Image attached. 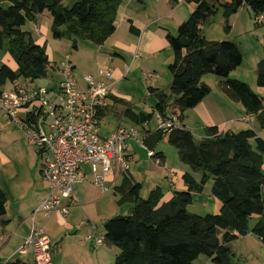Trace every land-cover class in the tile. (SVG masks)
<instances>
[{
  "label": "trees",
  "instance_id": "16d2710c",
  "mask_svg": "<svg viewBox=\"0 0 264 264\" xmlns=\"http://www.w3.org/2000/svg\"><path fill=\"white\" fill-rule=\"evenodd\" d=\"M123 1L74 0L64 6L63 0H7L5 7L4 0H0V52L7 43L8 54L17 65L14 71L0 63V85L17 78L32 82L48 78L51 62L46 47L25 30L27 22L49 12L54 39L67 38L74 49H78L79 39L103 46L116 32V17ZM189 2L196 5L189 19L179 26L176 35L167 34L174 53L168 67L172 76L170 92L149 89L157 97L154 113L167 119L172 108L176 114V110L181 113L182 119L184 112L211 93V87L203 82L211 74L220 79V88L227 97L256 115L264 130V98L246 82L230 78L243 63L240 46L230 40L210 41L203 33V26L222 11L224 30L230 34L232 16L242 8H248L255 17L264 14V0ZM130 30L135 32L133 27ZM257 76L259 87L264 88V59L258 64ZM154 113L127 111L137 125L150 123ZM105 115L106 111L101 113L102 118ZM164 134L178 150L180 161L191 168L192 172L183 175L188 190L175 191L172 199L162 204V188H155L144 199L142 184L129 171L123 172L122 182L114 192L121 206L131 205L130 211L104 224V244L119 250L114 264H194L200 256L216 264H233L229 244L249 234L250 221L255 217L259 220L251 232L264 244V139L253 129L222 134L217 127L208 128L203 139H197L185 126ZM155 154L165 164V155ZM194 173L201 174L199 182ZM209 181L212 195L221 202L219 213H190L188 206L194 193H202ZM7 203L6 193L0 189V219L7 215ZM7 223L1 221L2 226ZM4 264L28 263L17 259Z\"/></svg>",
  "mask_w": 264,
  "mask_h": 264
},
{
  "label": "rangeland",
  "instance_id": "374dc122",
  "mask_svg": "<svg viewBox=\"0 0 264 264\" xmlns=\"http://www.w3.org/2000/svg\"><path fill=\"white\" fill-rule=\"evenodd\" d=\"M73 2L74 0H63V5L70 6ZM3 5L7 7V0H4ZM236 18L237 17L235 16V18L231 19L232 28H234V21ZM238 18L241 19L240 21L238 19V26L234 28V30L236 29L235 33L232 34L233 30L229 37V34L225 32L223 25L220 23V20L222 19V11L203 26V33L210 37V39H213V41L229 39L230 41L237 43L243 51V54L245 51H250L249 46L263 54L264 26H258L256 24L253 13L247 8L242 9L239 12ZM242 25H244L243 29H241ZM25 30L33 33L36 39H40L41 45L46 47V52L51 62L48 78L35 81V85L42 88H51L59 85L62 77L57 72V66H59L65 58H68L74 66H76L75 77L79 83L84 84L83 78L86 75L96 76L97 71L101 67H97L96 64L98 52L100 50L106 53L114 51L110 45H107L102 49L103 46H96L91 42L81 39L78 40V49H74L72 42L69 39H54L51 28H47L46 32L41 31V34H37V32L34 31L35 27L32 22H27ZM9 55L6 43L4 49L0 52V62ZM11 59L12 61H8V63L14 66L16 63L12 57ZM132 61L133 58L128 63L130 69L127 72V75L126 73L124 74L125 78L116 84L119 102L116 103L115 101H110L108 112L101 121L100 131L102 136L111 135L119 127L137 132L138 140H132L129 142V152L133 154L132 159L128 162L130 166L129 173L136 178L138 183L143 184L141 197L147 199L152 190V188L150 190L152 185L157 183L165 188L168 185V179L159 172L160 168L165 170L164 164L161 165L155 160H152L147 148L143 146V138L147 133L154 132L159 128L158 115L154 113L157 98H151L149 95V89L152 88L153 85L147 77L148 73L146 72L158 71L153 68H158L159 71L162 72L163 68L166 73L162 75L161 79L159 78L158 88L163 90L168 89L167 91H169V88L167 87H169V84L171 83L172 76L168 69V65L171 60L167 63V56L165 54L160 58L152 57L150 59L140 56L134 60V62ZM205 78L215 79L217 77L209 74L206 75L204 79ZM204 79L203 82L206 80ZM4 88L5 91H9L11 89V84L6 83ZM129 109L137 114L154 113L153 120L146 125H137L134 119L127 115ZM6 123L8 124L9 122L6 121ZM6 132H11L13 134V136L6 138L5 142L7 144L6 147L8 148L9 156L12 157L13 162L11 165H8L0 171V189L6 193L8 198L7 215L5 216V219L9 221V223L4 227L6 228L7 234L11 235L6 241L0 242L2 251L0 254V260L3 262L8 259L7 255H9V253H14L16 251V256L18 257L15 256V259L20 258L21 254L19 253V249L22 246L21 244H23V242H21L22 232L25 229H29L31 233L34 222L46 236L54 241L58 238V233H61L63 238L68 236L66 230L60 228V226L63 225L58 221L57 214H52L51 218H49L43 213L37 212L42 202L47 197V184L41 177L39 171L41 169V159L38 158L34 147H31L23 132L15 124L9 123L3 130V136ZM20 146L30 147L29 150L34 153V156L32 153L27 155L25 151L18 149ZM23 152L25 155H23ZM154 152L164 153L166 156L165 165L170 170L176 172L179 168H184L185 171L192 172L189 166L181 163L178 150L168 143L166 135L160 140ZM31 165H36V169L35 166L34 168H31ZM81 171L85 175L86 180L82 185L78 186V184H76L75 189L79 190L81 194L76 195H78L77 199H79L82 208L75 207L71 209V212L69 213L70 216L68 215V223L73 229L77 230L79 229V226L90 222L92 225L94 224L97 226L98 229L95 235L96 237H100L104 235V224L107 220L119 215H127L129 212V205L125 204L121 206L119 204L120 198L115 196L114 189L110 187L111 181L116 180L118 183L119 181L121 182L119 176L122 175L123 177V171L114 168V174L109 176L105 181L106 187H108L109 191L105 192L106 194L103 196H101L103 190L100 187H98L97 189L99 190H97L93 186L95 184L93 182L90 166L82 164ZM194 175L198 179L201 177L200 173H194ZM88 184L91 185L86 186ZM211 188L212 182L209 181L207 188L203 193L193 195V202L188 206V211L190 213L201 216L216 214L215 205L213 203L215 197H213L211 193ZM254 222L255 220L252 219L250 225ZM84 232L85 230H82L80 234H78V237H76L77 242H80L81 239L84 238ZM4 242L6 243L3 245ZM84 248H86V246H81L79 244L77 248L71 247L70 252L76 255V252L82 251ZM102 251L110 264L114 263L115 256L119 253V250L116 247L109 246L108 244H105ZM102 251H100L101 254ZM60 257L64 260L63 264H66V259L62 255ZM83 257L85 258L84 255ZM27 260L29 261V264H35L31 256L28 257ZM89 260L86 261L89 264H93V262ZM236 260L237 259L232 258L233 264H237L238 262L243 264L244 262L243 260H237L238 262ZM84 261L85 259L82 260L80 264H85L86 262ZM79 262L80 259L76 256L75 259L71 261L72 264H79ZM54 263L60 264L57 261Z\"/></svg>",
  "mask_w": 264,
  "mask_h": 264
},
{
  "label": "crops",
  "instance_id": "0c3cea01",
  "mask_svg": "<svg viewBox=\"0 0 264 264\" xmlns=\"http://www.w3.org/2000/svg\"><path fill=\"white\" fill-rule=\"evenodd\" d=\"M195 8H196V5L193 2H189V0H124L118 9L116 22H115L116 32L110 39H108V41L103 45V48H102L104 49L107 45H110V47H112L114 51H112L111 53H106L100 50L97 56V63H96L97 67L101 66L102 68H110L111 70H113V77H114V82H115V87H116V84L118 82H121L125 78L124 74L126 73L127 75V72L130 69L128 63L132 58H133L132 62H134V60H136L140 56L150 59L152 57L160 58L161 56L166 54L167 63L171 60V62H169V65H170L173 62L174 53L167 40V34L171 33L173 35H176V33L178 32L179 26L183 22L189 19L190 15L193 13ZM242 9H245V8H242ZM239 12L238 14L232 16L231 18L233 19L235 18V16L237 17L234 21V28L238 26L237 25L238 19L239 21L241 19V18H238ZM254 19H255V16H254ZM32 23L34 24V27H35L34 31L37 32V34L39 33L41 34L42 32H46L47 28H51L52 17L49 12H44L43 14L37 17L36 21ZM220 23L224 27L223 15H222V19L220 20ZM230 24H231V20H230ZM261 26H264V25H261ZM131 27L134 28L135 32H132L130 30ZM234 28H232L231 32L234 30ZM243 28H244V25H242L241 29ZM235 30L233 31L232 34L235 33ZM230 34L228 35V37L230 36ZM32 35L34 37L33 33ZM204 35L206 36V34ZM206 38L210 41H213V39H210V37L208 36H206ZM34 39L36 38L34 37ZM226 40H229V39H226ZM36 42L41 45L40 39H36ZM249 49L250 51H245V53L243 54L244 59H243L242 65H240L236 70H234L230 74V78L246 82L257 94L261 95L264 98V88L259 87L258 76H257V67L260 61L264 59V53L262 54L250 46H249ZM8 61H12L10 55L6 56L5 59H2L0 63L7 64L10 68H12V70L16 71L17 65L13 63L14 64L13 66L10 63H8ZM153 69L154 70L157 69L159 71L158 68H153ZM98 71H97V74H98ZM158 71L146 72V73H154L156 76L155 81L151 83L153 85L152 88L156 91L158 90V91H164L165 93H169L171 83L169 84V87H167L169 88V91H167L168 89L163 90L161 88H158L159 78L161 79L162 75L166 73L163 70V68H162V72L160 71L158 72ZM205 79H204L205 80L204 83H206L207 85L211 84L210 85L212 89L211 93L196 107L184 112L182 115V119H180L179 117L181 113L178 110H176L177 112L176 114L172 108L169 110L167 114L168 118H170L171 116L175 114L177 117L178 125L185 126L199 139L205 138L206 130L211 127H217L219 132L222 134L233 133V132L238 133L240 131L253 129L258 133L260 137L264 139V130L260 129L259 124L257 122L256 115L247 113V111L245 110V108L242 106L241 103L236 102L230 99L229 97H227L220 88V85H219L220 79L218 77L215 79L214 78H205ZM171 81H172V77H171ZM7 83H10V82H7ZM4 86L0 85V93L2 91H5ZM11 88H12V85H11ZM149 95L151 96V98L153 97L157 98L156 95L152 94L150 91H149ZM118 97H119L118 92L116 90L114 95L111 97V101H115L116 103L119 102ZM107 112L108 110L106 111V114ZM6 121H7L6 118L0 113V171L3 168L7 167L8 165H11L13 162L12 157L9 156L8 148L6 147L7 144L5 143L6 138L13 136V134L11 132L9 133L6 132L5 135L3 136V130L9 124V123L7 124ZM154 132H148L147 135L152 134ZM166 137L168 139L167 135ZM18 149L25 151L27 155L32 153V155L34 156V153L29 150L30 147L20 146L18 147ZM25 153L23 152V155H25ZM132 157H133V154L128 151L127 152L128 162L132 159ZM165 163H166V156H165ZM34 166L36 169L37 166L36 165ZM34 166L31 165V168H34ZM160 169H159V172H161L164 175V177L168 179V176H169L168 169L169 168L168 169L165 168V170H163L162 168ZM263 169H264V165H263ZM186 172L188 171L187 170L185 171L184 168H179L178 170H176V172H174V178L172 182H170L169 179L167 180L168 185L165 187L166 189L156 183L152 185V187H150V190L151 188L152 190H154L157 187L162 188L164 197L161 203L163 204L165 202H168L174 196L175 191L188 190V187L183 180V175ZM119 177L122 182V175H120ZM132 177L137 182L136 178L134 176ZM195 179L199 182L201 180V177L200 179H198L195 176ZM85 180L86 179H84L83 181H79L76 184H78V186L82 185ZM121 182L119 181L118 183V181L116 180L111 181L110 187L114 189V187L119 186ZM207 184L204 188V191L207 188ZM89 185L91 184H88L86 186H89ZM93 186L95 187V189L98 188L96 185H93ZM47 192H48V185H47ZM75 194L81 195L79 190L77 189H75ZM105 194L106 193L102 192L101 196ZM194 194H197V193H194ZM76 196L78 198V195ZM214 199L215 200H213V203L215 205V210L217 214L219 213L221 209V202L216 198ZM127 205H129V211H130L131 205L130 204H127ZM75 207L82 208L80 201H79V204L71 206L70 212H71V209ZM53 214H57L58 221L63 225V226H60V228L61 229L63 228V230H66L67 235H68L65 238H63L62 234L58 233L59 236H57L58 238L55 241L51 239L53 264H55L54 263L55 261H57L60 264L64 263V260L61 259L62 257H60L61 255L66 259V264H72L71 261L75 259V256L78 259H80L79 264L84 259H85L84 262H86L85 264H89L86 261V260H89V257H90L89 261L93 262V264H110L109 261H107L106 256H104V253L102 251L105 244L95 249L91 247L88 244V242H86V237L91 234L92 223L89 222L84 225H81L79 226V229L75 230L68 223L69 222L68 218L70 214L67 218H63L58 213H53ZM51 215L49 216V218H51ZM253 220H255V222L252 225H250L249 234L246 236H240L238 239L230 243L229 247L234 254L233 258L237 260H243L244 261L243 264H264V244L259 238H257L251 232V229H253L255 224L258 222L259 218L255 217ZM1 221H6V222L8 221L5 219V217L0 219V227H2L4 231V234H5L4 241H6L7 239L11 237V235L7 234L6 228L1 225ZM82 230H85L84 232L85 236L83 239H81L80 242H77L76 237H78V234H80ZM30 234L31 233L29 229L23 230L22 240H21V242H23V244H21L22 246L25 244L26 242L25 240L29 237ZM5 243L6 242H4L3 245ZM79 244L81 246H86V248H84V250L82 251L76 252V255L71 253L70 252L71 247L77 248ZM100 251H102L103 255L100 253ZM1 252L2 251L0 247V254ZM16 252L9 253V255H7L8 259H6L5 262L0 260V263L4 264L8 261L19 259L29 264V261L27 260V258L30 256L33 262L35 263V257L32 251H30L29 254L27 255L21 254L20 258L15 259ZM80 253L83 254L85 258ZM117 255L115 256V260H116ZM194 264H216V263H214L210 258L206 256H200L198 257V259H196ZM237 264H242V263L238 262Z\"/></svg>",
  "mask_w": 264,
  "mask_h": 264
},
{
  "label": "built area",
  "instance_id": "2783aa9c",
  "mask_svg": "<svg viewBox=\"0 0 264 264\" xmlns=\"http://www.w3.org/2000/svg\"><path fill=\"white\" fill-rule=\"evenodd\" d=\"M255 22L264 25V14L257 15ZM75 70L74 64L65 58L57 66L62 77L58 86L42 88L31 80L17 78L10 82L11 90L0 93V113L7 122L19 127L41 159L40 173L48 192L37 212L46 217L58 213L67 218L71 206L79 204L74 187L85 179L82 164L90 166L94 184L104 193L109 191L106 179L114 174V168L130 170L129 142L138 140L136 131L123 127L111 135H101V113L108 110L116 91L112 70L100 67L97 77L83 78L84 84L76 79ZM147 77L151 82L156 79L154 73H148ZM158 123L163 132L180 126L176 115L167 119L158 115ZM148 152L152 160L163 165L154 151ZM164 167L168 169L165 164ZM168 174L172 182L174 172L168 169ZM96 230L92 225L91 234L86 237V242L95 249L105 243L104 236L96 237ZM4 240L0 227V242ZM30 251L36 264H53L52 241L35 222L19 253L27 255Z\"/></svg>",
  "mask_w": 264,
  "mask_h": 264
},
{
  "label": "water",
  "instance_id": "95a60500",
  "mask_svg": "<svg viewBox=\"0 0 264 264\" xmlns=\"http://www.w3.org/2000/svg\"><path fill=\"white\" fill-rule=\"evenodd\" d=\"M185 46H188V44ZM163 136L164 132L161 129H157L156 132L148 134L143 138V146L146 147L148 151H154Z\"/></svg>",
  "mask_w": 264,
  "mask_h": 264
}]
</instances>
